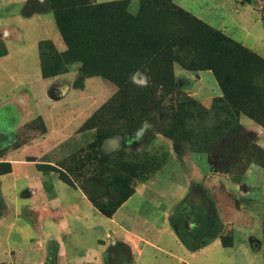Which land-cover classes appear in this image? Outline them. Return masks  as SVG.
Returning <instances> with one entry per match:
<instances>
[{
    "label": "rangeland",
    "instance_id": "obj_1",
    "mask_svg": "<svg viewBox=\"0 0 264 264\" xmlns=\"http://www.w3.org/2000/svg\"><path fill=\"white\" fill-rule=\"evenodd\" d=\"M170 1L229 37L259 61L246 59L241 51L231 54V58L221 54L222 79L228 80L221 88L212 69L198 67L210 54L208 46L192 30H186V23L177 22L174 31L179 38L181 61L174 63L172 69L175 92L160 102L159 109L149 112L139 126L103 141L100 139L107 132L101 129L102 124L92 129H82L83 125L75 128L64 142L54 144L36 165L37 170L39 165H48L64 171L90 203L95 199L107 205V200L132 191V201L118 211L120 206L115 217H106L93 207L106 218L114 217L118 223L122 220L124 226L130 224V231L143 234L146 240L169 251L164 255L143 246L138 264H172L176 261L174 256L181 264H264V0H252L249 4L239 0L249 9L239 8L235 0ZM129 2L128 11L134 16L139 0ZM46 3L49 6V0ZM142 18L146 24L156 26L165 21L166 14L163 9L149 7ZM255 18H261L262 25L254 24ZM159 32L155 29L154 34L159 36ZM41 51L47 71L60 69L59 66L64 70L50 45L43 44ZM237 70L241 76L233 78ZM130 81L140 88L149 85L147 74L140 70L131 74ZM93 87L87 89L97 92ZM78 94L79 91H72L54 103L58 104L54 112L66 119L67 109L85 104ZM109 99L103 102L97 99L99 108ZM189 101L196 107H188L196 112L201 107L205 112L177 124L171 109ZM251 106L255 107L251 116L240 112ZM50 115L54 114L48 112L47 117ZM81 119L78 117L74 125ZM16 122L14 112L0 116V173L10 166L1 163L7 151L30 145L31 139L41 138L45 133L41 119L26 126H18ZM42 173L50 181L60 180L58 173ZM66 197L68 200L69 196ZM1 215L10 216L11 212L0 199ZM26 220V213L19 212L18 222ZM8 229L4 226L0 237L1 255L6 261L10 257L6 242L10 252L15 247H28L26 236L33 235L34 245L40 241L36 229L33 233L18 228L5 240ZM113 232L107 235L112 246L109 264H134L121 227ZM171 235L173 239H169ZM169 240L184 246L187 253L175 249ZM45 244L50 246V239Z\"/></svg>",
    "mask_w": 264,
    "mask_h": 264
},
{
    "label": "crops",
    "instance_id": "obj_2",
    "mask_svg": "<svg viewBox=\"0 0 264 264\" xmlns=\"http://www.w3.org/2000/svg\"><path fill=\"white\" fill-rule=\"evenodd\" d=\"M88 1L102 4L120 0ZM46 2L0 0V46L3 49L0 54V116L14 112L18 126L41 119L45 128L41 138H33L30 145L11 149L2 157L5 161L1 163H9L11 169L9 173L0 175V199L3 205L9 207L11 215L0 216V237L2 228L6 226L9 229L5 240L12 237L13 229L18 228L20 231L29 229L33 233L36 229V237L40 241L34 245L33 235L26 236L30 245L15 247L10 252L6 242V252L10 257L7 261L2 259L0 250V264H109L111 255L108 252L112 246L107 235L120 227L134 264H138L137 258L142 255L143 246L167 255L169 251L162 249L163 246L146 240L143 234L130 231V224L124 226L122 220L118 223L114 219L116 214L113 218L99 214L81 191L57 179L51 178L50 181L49 176L37 170L36 165L56 146L55 143L64 142L75 128L81 127L99 109L97 99L103 102L117 91L115 85L98 76L85 78L82 86L76 87L79 64L68 65L62 73L43 76L41 44H51L58 55L67 51L53 11ZM235 4L249 9L242 6L239 0H235ZM261 23V18L254 19V24ZM262 29L264 32L263 25ZM90 82L91 85H88ZM87 85L94 86L97 92L88 90ZM75 90L79 91L78 98L83 99L85 104L74 110L67 109L69 115L62 119L61 113L54 112L58 107L54 103ZM48 112L54 115L47 117ZM78 117L82 119L74 125ZM68 127L73 128L68 131ZM132 198L123 203L118 211L125 208ZM19 212L26 213V222H18ZM48 239L50 246L45 244ZM169 244H175V249L187 253L185 247H179L175 240H169ZM174 259L176 261L172 264L182 263L178 257L174 256Z\"/></svg>",
    "mask_w": 264,
    "mask_h": 264
},
{
    "label": "trees",
    "instance_id": "obj_3",
    "mask_svg": "<svg viewBox=\"0 0 264 264\" xmlns=\"http://www.w3.org/2000/svg\"><path fill=\"white\" fill-rule=\"evenodd\" d=\"M243 1L249 4L252 0ZM49 2L67 51L63 55L55 52L64 65L63 71L60 66V69L47 71L42 59L43 76L50 77L66 71L68 65L79 64L76 87H81L85 78L93 76L101 77L117 87L115 94L82 126V129H92L102 124L101 129L107 134L101 137V141L123 131H129L128 128L139 126L149 112L159 109L160 102L163 103L165 97L175 92L172 69L174 63L181 61L178 58L179 38L174 31L177 22L186 23L188 25L186 30H192L201 43L208 46L210 54L201 60L198 67L212 69L221 83V88H224L225 82L228 81L222 79L223 72L219 67L221 54L231 58V54L241 51L246 59L259 61L229 37L192 17L182 8L176 7L170 0H139L138 10L134 16L128 11L129 0L102 4L85 3L82 0H49ZM149 7L163 9L166 14L165 21L156 26L146 24L142 14ZM155 29L160 31L159 36L154 34ZM43 44L52 47L49 43ZM139 70L145 72L149 78V85L145 88L137 87L130 81L131 74ZM240 76L239 70L233 74V78ZM231 81L233 82L232 79ZM225 95L229 94L225 93ZM189 105L196 107L192 101H189L177 106V109H171L173 112L171 116L177 124L205 112L201 107L196 112L188 107ZM254 111L255 107L252 106L240 110L250 116ZM108 113L110 117L105 121ZM119 120L123 121L118 122ZM163 132L170 134L164 129ZM120 166L121 170L125 168L123 163ZM8 167L9 169L1 172L0 175L9 173L10 166ZM38 169L41 172H56L62 182L71 188H76L72 181L66 178V173L59 168L39 165ZM131 195L132 191L122 193L115 199L107 200V205L92 200V197L91 202L104 216L111 217ZM185 245L187 248L190 247L186 241Z\"/></svg>",
    "mask_w": 264,
    "mask_h": 264
},
{
    "label": "water",
    "instance_id": "obj_4",
    "mask_svg": "<svg viewBox=\"0 0 264 264\" xmlns=\"http://www.w3.org/2000/svg\"><path fill=\"white\" fill-rule=\"evenodd\" d=\"M51 97H53V96H51ZM53 98H55V99H56L57 97H53Z\"/></svg>",
    "mask_w": 264,
    "mask_h": 264
}]
</instances>
